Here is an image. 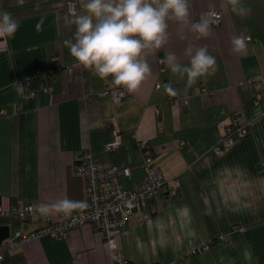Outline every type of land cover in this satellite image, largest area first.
<instances>
[{"label":"crops","instance_id":"1","mask_svg":"<svg viewBox=\"0 0 264 264\" xmlns=\"http://www.w3.org/2000/svg\"><path fill=\"white\" fill-rule=\"evenodd\" d=\"M67 1L0 0L20 25L13 38H0V205L37 211L65 197L84 200V181L73 174L79 150L129 167L127 186L142 175V141L166 184L112 234L121 263L87 223L64 238L30 240L0 264H264V104L252 103L264 76V0H243L251 10L244 17L228 0H191V20L207 8L221 13L212 34L181 40L170 24L169 43L146 54L151 76L120 102L103 93L114 85L78 67L63 45L73 31L64 23ZM245 34L247 51L233 53L231 39ZM188 43L207 46L217 60L216 72L193 84L162 63L169 51L187 63ZM36 79L49 89L24 99ZM234 117L249 121L247 133L216 155L211 148ZM116 134L119 146L107 151ZM47 218L6 214L0 225L27 233Z\"/></svg>","mask_w":264,"mask_h":264},{"label":"clouds","instance_id":"2","mask_svg":"<svg viewBox=\"0 0 264 264\" xmlns=\"http://www.w3.org/2000/svg\"><path fill=\"white\" fill-rule=\"evenodd\" d=\"M230 10L239 17L250 13L243 0H228ZM191 0H69L64 23L73 31L63 41L75 64L101 80L133 92L152 74L146 54L159 51L170 40V24L176 25V35L184 40L189 32L199 39L212 34V26L220 17L214 10L203 13L199 19H190ZM20 25L13 15L0 9V38L11 39ZM235 54L247 51V38L235 36L230 41ZM181 63L175 51L165 54L166 63L173 73L186 76L189 84L213 75L217 70L216 57L205 45H185ZM22 91L23 88L20 87ZM167 91L175 95L171 87ZM88 204L83 200L60 199L52 204L37 206L39 214L73 217L83 213Z\"/></svg>","mask_w":264,"mask_h":264},{"label":"built area","instance_id":"3","mask_svg":"<svg viewBox=\"0 0 264 264\" xmlns=\"http://www.w3.org/2000/svg\"><path fill=\"white\" fill-rule=\"evenodd\" d=\"M67 1L66 6L68 9ZM214 10L221 19V13L218 10L207 8L204 13ZM219 21L214 24L216 26ZM247 40L252 39L245 34ZM40 71L36 70L35 75L39 76ZM260 90L254 95L252 103L254 106L264 104V76L258 80ZM158 87V84H155ZM48 86L39 85V90L47 91ZM201 91H206L204 88ZM108 95L112 102H120L127 97V91L116 86L107 88L103 91ZM35 90L29 89L23 94L24 99L34 97ZM261 113H264L261 112ZM249 121H239L234 117L232 121L224 128L223 133L217 138L212 146V151L219 155L225 148L247 133ZM143 145V158L141 163L142 175L132 179L127 186L123 184L124 179H131L132 171L127 166H117L109 161H94L92 155L87 150H79L73 163V174L84 181V200L88 208L83 213H74L73 217L64 218L58 216L56 221H50L48 218L44 227L22 233L16 229L9 232L7 239L0 244V260L5 255L13 253L16 247L41 236L53 238H64L68 231L74 227L91 224L94 229L100 232L104 239L109 243L111 252L110 256L113 262L121 263V258L113 244L112 234L124 226L137 206L145 205L155 197L160 189L166 184L162 178L157 166L152 165L151 151L146 145V141L141 142ZM120 144L119 135L116 134L114 139L106 143L105 149L111 151L116 149ZM171 196L175 191L169 192ZM10 214L18 219L25 221L31 216L37 215V211L28 203H23L20 207L11 205L7 208L0 205V216Z\"/></svg>","mask_w":264,"mask_h":264},{"label":"water","instance_id":"4","mask_svg":"<svg viewBox=\"0 0 264 264\" xmlns=\"http://www.w3.org/2000/svg\"><path fill=\"white\" fill-rule=\"evenodd\" d=\"M9 236V227L7 225H0V244Z\"/></svg>","mask_w":264,"mask_h":264},{"label":"trees","instance_id":"5","mask_svg":"<svg viewBox=\"0 0 264 264\" xmlns=\"http://www.w3.org/2000/svg\"><path fill=\"white\" fill-rule=\"evenodd\" d=\"M41 84V81L39 79L32 80L31 81V88L32 90H35V93L39 91V85ZM29 90V89H28ZM41 91V90H40ZM219 137V136H218ZM1 247V245H0Z\"/></svg>","mask_w":264,"mask_h":264},{"label":"rangeland","instance_id":"6","mask_svg":"<svg viewBox=\"0 0 264 264\" xmlns=\"http://www.w3.org/2000/svg\"><path fill=\"white\" fill-rule=\"evenodd\" d=\"M123 184H124V180H123ZM125 185V184H124ZM126 186V185H125ZM23 223V222H22ZM11 231H12V228L10 227Z\"/></svg>","mask_w":264,"mask_h":264}]
</instances>
